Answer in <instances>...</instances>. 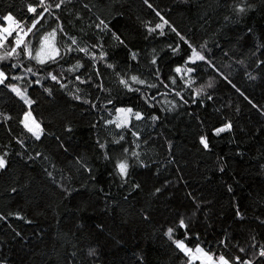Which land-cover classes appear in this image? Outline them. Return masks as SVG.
<instances>
[{
    "label": "trees",
    "instance_id": "1",
    "mask_svg": "<svg viewBox=\"0 0 264 264\" xmlns=\"http://www.w3.org/2000/svg\"><path fill=\"white\" fill-rule=\"evenodd\" d=\"M59 2L46 0L50 14L44 13L25 38L35 48L55 30L57 60L39 65L21 48L19 57L0 62L9 74L6 83L34 101L29 111L44 129L41 140L31 137L19 122L26 105L0 85V156L8 153V167L0 171V216L5 217L0 264H186L188 258L165 235L168 228L173 240L192 249L199 245L214 256L258 254L264 243V64L257 66L264 61V0H148L171 25L164 26L163 36L159 30L148 33V27L163 21L144 0H63L57 9ZM28 4L38 6L39 0H0V26L7 14L31 26ZM237 7L245 11L237 13ZM100 20L109 30H101ZM9 42L6 49L13 46ZM69 46L89 52H66ZM192 49L207 63L187 62ZM100 50L105 61L99 59ZM77 62L82 65L78 70ZM12 63L17 68L9 71ZM29 67L36 75L27 73ZM176 67L195 71L177 74ZM49 72L66 87L54 83ZM11 74L23 79L12 81ZM132 75L145 84L131 85L137 91L128 92L119 78L131 83ZM76 76L90 82L80 84ZM190 80L195 83L186 88ZM173 104L172 111L162 110ZM117 108L139 111L145 119L133 115L127 128L106 126ZM4 115L11 119L4 121ZM151 115L159 120L152 122ZM228 123L230 130L214 134ZM121 135L124 140L113 143ZM201 136L208 149L199 143ZM97 141L106 145L104 150ZM122 147L130 150L127 183L114 169L116 158H123ZM133 151L148 167L139 166ZM134 184L140 187L133 190ZM156 188L161 191L154 195ZM181 218L187 229L178 227ZM90 248L95 256H88Z\"/></svg>",
    "mask_w": 264,
    "mask_h": 264
},
{
    "label": "snow or ice",
    "instance_id": "2",
    "mask_svg": "<svg viewBox=\"0 0 264 264\" xmlns=\"http://www.w3.org/2000/svg\"><path fill=\"white\" fill-rule=\"evenodd\" d=\"M144 2H145V4H147V6L149 8H151L156 13V15L160 18V20L163 21V23H157L155 25V27H148L147 28L148 33L152 34V33L157 32V30H159V35L163 36L164 35V31H163L164 26L168 25L169 27H171V25L168 24V21L160 14V12L156 11L153 8V6L150 3H148V0H144ZM62 3H63V0H60L59 3L55 4V8L59 9L61 7ZM37 7L42 8L43 11L38 12ZM50 7H51L50 5L45 3V0H39L38 6H34L33 4H28L27 5V12L32 14V16H33L31 26H28L27 24L22 25V23L19 22L17 19H15L12 14H7V15H4L2 17L4 23L7 26L6 27L0 26V62H3L5 60L11 61V60L19 57L21 53L18 52L17 49H21V48L23 51V55L25 57H27L30 60H35L36 63L39 65H45L49 61L55 62L57 60V58L60 56V49L58 48V46L55 43V40H56L55 30H53L52 32H49V33H47L41 37V39L39 41V47L38 48H34V47L30 46V44L27 43L25 40V38L29 35V33H32L33 29L36 28L37 24L40 22V19L43 18V14L44 13L50 14ZM235 11L237 13H243L245 11V8L244 7H237L235 9ZM100 25L103 26V28L101 30H104V31L109 30L108 25L103 20H100ZM100 25H98L97 27H100ZM172 31L176 32V29L172 28ZM13 33H15L14 40L9 42V37H12ZM176 34L180 35L178 32ZM113 38L118 40L121 44L124 43L122 40H120V38L118 36H116L115 33H113ZM180 38H181V40H184L183 36H181ZM6 42H9L13 46H10L9 48L6 49L5 48ZM185 43H187V41H185ZM71 44L77 45V40L75 38H71ZM102 47L103 46L101 45L100 48L102 49ZM189 47H191V45H189ZM74 50L85 53V54H88V52H89L87 47H76L74 49L73 47L69 46L66 48V52H69V53L71 51H74ZM91 59L93 61H95L97 59V57L95 55H92ZM99 59L101 61L106 60V54L102 50L99 51ZM132 59L133 60L137 59L135 53H133ZM196 60L205 61V63H207V61L205 60V57L203 55H200L199 53H197V51L195 49H192V56L189 59V61H187V62L195 63ZM151 63L155 64L156 60L153 59L151 61ZM261 64H264V61H261L260 64H258L257 66L259 67ZM106 66L109 68L113 67L111 64H107ZM81 67H82V65L79 62H77V64L75 65V68L78 70ZM93 67H95V65H93ZM16 68H17V64L12 63L10 65L9 71H11L12 69H16ZM68 71L71 72L72 69H68ZM182 71H186L187 73L191 74L195 71V69L194 68H188L186 70H182L180 67L175 68V72L177 74H181ZM27 73L32 74V75H36V72H34L33 68H31V67L27 68ZM97 76H99V72H97ZM48 77L54 83L59 84L61 89L66 87L64 84L61 83V80L56 75H54L53 73L49 72ZM251 78L255 79V77H251ZM10 79L12 81H17V80L23 79V77H19L15 74H11ZM157 79H159V77H157ZM76 80L80 84L90 82V81L81 79L79 76H76ZM6 81H9V74L6 73V71L3 68H0V85L7 87L11 93L15 94L16 97H18L21 101H23V103L29 109H31L32 105L34 104V101L26 95V92L24 90H22L20 87H17L11 83H6ZM130 81H131V83H129L128 79L119 78V84L122 85L128 92L137 91V89H134L131 85H144L145 84V81L139 79L136 75H132L130 77ZM36 83L38 84L39 81H36ZM172 83L175 84L176 81L173 80ZM193 83H195V81L190 80V81L185 83V87L186 88L191 87V85ZM148 86L149 87H155L154 84H149ZM165 86L167 87V85H165ZM207 86L211 87L212 85H211V83H209ZM97 87H100L101 91L104 90L103 87L100 85H97ZM45 92L48 93L49 95H51L50 89H45ZM176 95L180 96L181 94L179 92H177ZM71 98L74 100H77L79 102H82L84 104L90 103L89 100L82 99V97L79 95H73ZM209 99H211L210 96H209ZM145 102L147 103V101H145ZM109 103H111V101H109ZM249 103H251V101H249ZM91 106L93 108L96 107V105H91ZM252 106L254 108L256 107L255 104H253ZM148 107H154V105L148 104ZM175 107H176V105L173 104L171 108L162 109V110L172 111ZM115 111H116V119L108 120L106 122V126L114 124L117 129L127 128L128 127V117L130 115H134L135 119L137 121L145 119V117L142 115L141 112L136 111L133 113V109H131V108H117ZM261 115H264V111L261 112ZM9 119H11V117H9L7 115L3 116L4 121H8ZM150 119L152 122L155 123L156 121L159 120V116L158 115H151ZM19 122L23 126L25 131L31 135V137H33L37 141L41 140V137L44 133V129L42 128L41 124L33 117L31 111L24 112L23 118ZM93 127H95V125H93ZM231 127H232V125L230 123L225 124L223 127L217 128L215 130V134L219 135L221 132L230 130ZM66 130L71 131L70 128H68ZM132 135L134 137H136L137 140L140 139V137L138 136V134L135 131L132 132ZM122 140H124L123 135H121L119 137V139L114 140L113 143L120 144V142ZM17 143L20 144L21 147L24 146L22 141H20V140H17ZM97 143H98L101 150L105 149V147H106L105 144L99 143V141H97ZM199 143L201 145H203V147L205 149H208L209 145H208L206 138L204 136L200 137ZM129 151L130 150L128 148L122 147L123 158L117 157L116 163L114 165L115 173L121 179L122 183H127V177L129 175V168L131 166L129 163ZM7 155H8V153L5 152L2 156H0V171H4L8 167V162L5 159V157ZM131 157L136 158V160L139 163V166L141 168L148 167L147 164L139 161V154L137 152H134V151L131 152ZM33 158L34 157H31V156L29 157V159H33ZM104 158L106 160H110L111 156L108 153H106ZM77 163L79 164L81 162L78 160ZM85 170L90 171V169H87V168H85ZM223 170H224L223 168L220 169L221 172H223ZM48 176L55 183V178L51 172L48 173ZM56 186L58 188H60L61 191L65 192L67 195H71V193L68 191V189L63 187V185L57 183ZM139 187H140L139 184L132 185L133 190H135ZM15 191H16V189L13 188L12 192L14 193ZM160 191H161L160 188H156L154 195L156 193H159ZM228 191L229 192L232 191L231 186H229ZM197 207H199V205H197ZM236 217H237V219H242V216H241V213L239 212V210H237V212H236ZM15 218L18 220L22 219V217L19 215H16ZM145 219H148V217H145ZM3 220H5V217L0 216V221H3ZM24 222L30 223V221H28L27 219H25ZM260 223L264 224V220H261ZM178 227L180 229H187L188 225L186 224L185 220L181 218L179 220ZM172 233H173V229L168 228L165 235H167L169 237V239L172 240V243L174 244L175 248L178 249L179 252L184 255V257L188 258V260L186 261V264H193V262L197 261V260L200 262V264H264V243L260 244L259 249H258V254H257V251H254L252 256L249 258H243L242 256H235L232 258H226L225 255L214 256L210 252L205 251L199 245H197L195 247V249L193 250L192 248L188 247L183 241L173 240L172 239ZM17 235H19V233H17ZM186 239H188L187 234L185 235V240ZM253 240L255 241V237H253ZM221 243L225 244V246H226L225 241H221ZM251 247L253 249H256V243H253L251 245ZM239 251H240V253L243 254L244 257L248 256V252L245 248H239ZM95 254H96V250L94 248H90L88 251V256H90V257L95 256ZM73 255H75V254L73 253Z\"/></svg>",
    "mask_w": 264,
    "mask_h": 264
},
{
    "label": "rangeland",
    "instance_id": "3",
    "mask_svg": "<svg viewBox=\"0 0 264 264\" xmlns=\"http://www.w3.org/2000/svg\"><path fill=\"white\" fill-rule=\"evenodd\" d=\"M7 25L5 24V26L4 27H6ZM33 46H35V48H38L39 47V41H37L36 43H34V45ZM15 95V94H14ZM23 102V101H22ZM27 107V106H26ZM27 111H29V108L27 107ZM133 117V115H130L129 117H128V122L130 121V119ZM114 119H116V115H115V117H114ZM227 131H224V132H221L219 135H221V134H223V133H226ZM214 134H215V132H214ZM215 135H217V134H215ZM194 250V249H193ZM194 262H198L199 264H200V262L197 260V261H194Z\"/></svg>",
    "mask_w": 264,
    "mask_h": 264
},
{
    "label": "built area",
    "instance_id": "4",
    "mask_svg": "<svg viewBox=\"0 0 264 264\" xmlns=\"http://www.w3.org/2000/svg\"><path fill=\"white\" fill-rule=\"evenodd\" d=\"M45 2H46V0H45ZM22 25H23V23H22ZM15 34V33H14Z\"/></svg>",
    "mask_w": 264,
    "mask_h": 264
}]
</instances>
